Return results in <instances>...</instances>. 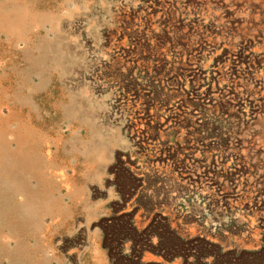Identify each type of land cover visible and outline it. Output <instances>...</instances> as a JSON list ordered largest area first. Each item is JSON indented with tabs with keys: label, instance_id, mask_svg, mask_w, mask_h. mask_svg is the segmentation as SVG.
I'll return each mask as SVG.
<instances>
[{
	"label": "rangeland",
	"instance_id": "rangeland-1",
	"mask_svg": "<svg viewBox=\"0 0 264 264\" xmlns=\"http://www.w3.org/2000/svg\"><path fill=\"white\" fill-rule=\"evenodd\" d=\"M0 264H264V0H0Z\"/></svg>",
	"mask_w": 264,
	"mask_h": 264
},
{
	"label": "bare ground",
	"instance_id": "bare-ground-1",
	"mask_svg": "<svg viewBox=\"0 0 264 264\" xmlns=\"http://www.w3.org/2000/svg\"><path fill=\"white\" fill-rule=\"evenodd\" d=\"M212 184H214V185H215V183H212Z\"/></svg>",
	"mask_w": 264,
	"mask_h": 264
}]
</instances>
